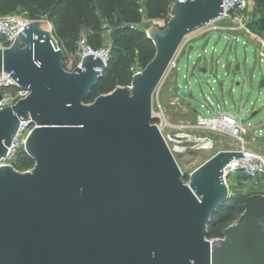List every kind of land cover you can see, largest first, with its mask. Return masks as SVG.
<instances>
[{"label": "water", "instance_id": "95a60500", "mask_svg": "<svg viewBox=\"0 0 264 264\" xmlns=\"http://www.w3.org/2000/svg\"><path fill=\"white\" fill-rule=\"evenodd\" d=\"M169 12L145 32L150 61L91 102L106 62L86 54L66 70L43 20L0 48V74L28 89L0 109V159L19 120L33 124L24 144L32 167L0 165V264H264V194L246 196L235 222L207 239L229 197L222 169L241 152L216 151L185 183L153 124L156 86L183 38L221 16V0H176Z\"/></svg>", "mask_w": 264, "mask_h": 264}, {"label": "rangeland", "instance_id": "374dc122", "mask_svg": "<svg viewBox=\"0 0 264 264\" xmlns=\"http://www.w3.org/2000/svg\"><path fill=\"white\" fill-rule=\"evenodd\" d=\"M134 1L144 14L142 0ZM17 14L25 15L20 10ZM169 16L170 12L155 19V22L143 17L138 27L144 32L150 26L162 28V25L158 23L164 21L166 24ZM248 17L249 21L255 23L257 13L253 7ZM32 20H43L48 23L43 16ZM101 23L102 47H106L110 45L114 26L103 18ZM223 23L220 22L218 25H226ZM48 25L51 28L50 23ZM247 26L250 33H247L246 37L242 35L245 34L243 31L207 32L203 27L186 35L152 94L151 109L155 112L159 105L164 116L173 123H193L197 113L207 117L212 112L215 114L223 110L231 112L236 115L238 123L251 131L247 136L244 135V139L249 142V147L264 155V145L257 142V138L264 136V85H260V82L264 80V45H262V42L264 44V23L262 26L256 24L251 29L248 24ZM236 35L237 39H232ZM0 39L3 38L0 37ZM62 51L65 69L72 70L75 66L73 54ZM126 55L130 56V67L134 70L142 69L134 53ZM236 63L239 64L237 71L234 69ZM201 69H204V73ZM8 90L10 89L2 88L0 93ZM187 100L197 113L192 112L185 104ZM253 112L255 114L251 116ZM193 133L206 138L207 141L204 144L207 148L190 150L187 153V160L182 158L183 154L174 155L179 170L184 174L185 183L188 182V174L216 151L228 149L237 144L236 140L228 135L199 130ZM209 141H212V146ZM228 179V192L233 195H238L240 191L264 194V183H258L253 187L245 178L238 177L235 172L230 173ZM230 224L232 223L223 222L219 224L218 229L222 231Z\"/></svg>", "mask_w": 264, "mask_h": 264}, {"label": "trees", "instance_id": "16d2710c", "mask_svg": "<svg viewBox=\"0 0 264 264\" xmlns=\"http://www.w3.org/2000/svg\"><path fill=\"white\" fill-rule=\"evenodd\" d=\"M176 0H142L143 13L134 0H0V16L25 13V17L36 19L43 16L51 25V32L59 47L73 54L76 61L77 44L81 34L92 49L102 47L103 28L101 18L114 26L108 46L106 67L90 90L85 102H91L100 94H107L117 86L130 84V56L135 54L143 68L153 57L154 46L145 32L138 26L143 17L158 19L169 12ZM257 19L249 21L251 27L264 23V0H253ZM65 66V62H64ZM32 159L23 151L17 155L13 167L25 171L32 167ZM244 196L229 195L215 211L207 225V238L222 236L218 229L223 222L233 223L242 211Z\"/></svg>", "mask_w": 264, "mask_h": 264}, {"label": "built area", "instance_id": "2783aa9c", "mask_svg": "<svg viewBox=\"0 0 264 264\" xmlns=\"http://www.w3.org/2000/svg\"><path fill=\"white\" fill-rule=\"evenodd\" d=\"M253 0H221L222 14L218 18L208 22L203 26L207 32L219 31V32H240L246 37L247 33H250L247 26L249 22L248 14L252 10ZM32 19L25 17L24 15L12 13L0 16V48H6L10 45L9 41L17 36V32H22L23 26L28 25ZM154 20L155 19H151ZM224 22L226 25L220 26L218 23ZM162 28L165 26L164 21L159 22ZM235 35V34H233ZM232 39H237V35ZM108 46L99 49H92L86 41L84 34L80 35L78 44L75 65H79V60L83 55L94 54L99 55L101 59L106 62L108 58ZM65 68V67H64ZM131 76L140 70H134L133 67L129 68ZM2 88H8L10 90L0 93V109L14 105L19 99L24 98L28 94L27 88H22L19 84L10 76V73L0 74V91ZM155 112L151 111L154 116L155 126L161 134L166 146L170 153L174 157L175 154L187 155L190 150L206 149L204 143L206 138L193 133V131H208L219 135H228L234 138L237 144L234 147L228 149L238 150L242 156L239 159L229 161L222 169V180L225 185L229 186V175L235 172L238 177L245 178L250 182L253 187L258 183H264V155L254 151L249 147V142L244 139L246 133L245 127L238 123L236 115L228 111H221L218 114L212 112L210 116L204 117L197 113L193 123H173L171 120L164 116L162 108L157 105ZM33 127V124L29 120H19L18 127L15 134L7 147L6 154L0 159V165H11L17 158L20 150L24 151V144L26 137ZM212 146V141H209ZM175 159V158H174ZM14 168V167H13ZM253 193H244L240 191V195L246 197ZM232 195V193H229Z\"/></svg>", "mask_w": 264, "mask_h": 264}, {"label": "crops", "instance_id": "0c3cea01", "mask_svg": "<svg viewBox=\"0 0 264 264\" xmlns=\"http://www.w3.org/2000/svg\"><path fill=\"white\" fill-rule=\"evenodd\" d=\"M262 45H264L263 44V42H262ZM185 104L187 105V106H189L190 107V109H191V111L192 112H194V113H197L195 110H194V108L193 107H191V105H190V102L187 100V101H185ZM246 130V133H245V136H247L248 135V133H250L251 131L249 130V129H247V128H245ZM252 135V134H251ZM262 137H264V136H262ZM257 138V137H256ZM261 138V137H260ZM257 139H259V138H257Z\"/></svg>", "mask_w": 264, "mask_h": 264}, {"label": "bare ground", "instance_id": "6f19581e", "mask_svg": "<svg viewBox=\"0 0 264 264\" xmlns=\"http://www.w3.org/2000/svg\"><path fill=\"white\" fill-rule=\"evenodd\" d=\"M46 30H50V27L48 26ZM207 146H203V148H206Z\"/></svg>", "mask_w": 264, "mask_h": 264}]
</instances>
